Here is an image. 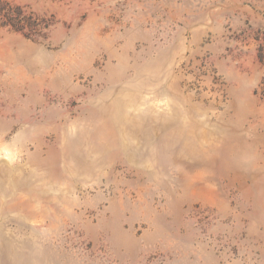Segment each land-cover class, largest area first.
<instances>
[{"label":"rangeland","instance_id":"obj_1","mask_svg":"<svg viewBox=\"0 0 264 264\" xmlns=\"http://www.w3.org/2000/svg\"><path fill=\"white\" fill-rule=\"evenodd\" d=\"M5 1L0 264H264V0Z\"/></svg>","mask_w":264,"mask_h":264},{"label":"trees","instance_id":"obj_2","mask_svg":"<svg viewBox=\"0 0 264 264\" xmlns=\"http://www.w3.org/2000/svg\"><path fill=\"white\" fill-rule=\"evenodd\" d=\"M31 27V19L24 17L20 6H12L5 0H0V28H6L16 33H24L26 29L31 30ZM259 87L261 89V99L264 100V77Z\"/></svg>","mask_w":264,"mask_h":264}]
</instances>
